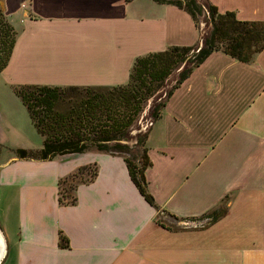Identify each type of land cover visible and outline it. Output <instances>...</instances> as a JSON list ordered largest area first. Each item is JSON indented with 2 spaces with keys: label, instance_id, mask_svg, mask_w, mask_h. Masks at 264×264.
Here are the masks:
<instances>
[{
  "label": "crops",
  "instance_id": "crops-1",
  "mask_svg": "<svg viewBox=\"0 0 264 264\" xmlns=\"http://www.w3.org/2000/svg\"><path fill=\"white\" fill-rule=\"evenodd\" d=\"M210 1L240 20L264 21V0ZM0 6L18 31L0 71L10 86L125 84L138 56L199 39L186 11L153 0ZM150 124L161 143L148 148L146 187L159 209L184 219L175 229L156 222L120 155L8 157L0 163V264H264V49L250 62L212 52ZM90 164L96 175L77 184L75 202H59V179ZM223 201L227 212L214 223L191 221Z\"/></svg>",
  "mask_w": 264,
  "mask_h": 264
},
{
  "label": "trees",
  "instance_id": "trees-1",
  "mask_svg": "<svg viewBox=\"0 0 264 264\" xmlns=\"http://www.w3.org/2000/svg\"><path fill=\"white\" fill-rule=\"evenodd\" d=\"M186 11L199 30L197 43L190 46L172 45L138 56L125 84L114 86H52L15 84V94L26 107L30 120L43 137L42 147L36 151L18 149L20 158L46 159L89 151L120 155L125 161L130 180L144 199L158 211L156 222L175 229L161 220L167 215L174 221H183L159 209L146 187L145 170L151 162L146 145L152 124L141 129L137 118L146 110L145 117L153 123L162 115L169 97L212 52L222 51L242 62H250L264 49V21L240 20L234 11L219 12L210 0H153ZM204 23V29L200 28ZM18 31L8 21L0 6V71L10 59ZM174 74L170 83L169 77ZM66 97L73 99L70 110L58 112L55 106ZM133 142V143H132ZM81 166L79 170L86 169ZM69 175V174H68ZM58 181V200L72 204L76 198L62 199ZM74 175V174H73ZM96 175L94 165L91 181ZM77 185H75L76 187ZM71 187H69L70 189ZM227 212L226 201L191 221L196 226L214 223ZM60 245H67L64 236Z\"/></svg>",
  "mask_w": 264,
  "mask_h": 264
},
{
  "label": "rangeland",
  "instance_id": "rangeland-1",
  "mask_svg": "<svg viewBox=\"0 0 264 264\" xmlns=\"http://www.w3.org/2000/svg\"><path fill=\"white\" fill-rule=\"evenodd\" d=\"M9 21V20H8ZM15 28V27H14ZM200 28L204 29V23L200 22ZM16 29V28H15ZM17 30V29H16ZM174 74L167 80L170 83V79H173ZM73 99L66 97L60 100L55 106V110L58 112H67L70 110L71 102ZM146 110L140 114L137 118V123L141 129L144 130L150 125V120L145 117ZM0 163L5 161L8 157L19 158L17 154L18 149H25L29 151H36L42 147V136L37 132L36 128L32 124L26 107L22 104L20 98L15 94L12 89V85L3 84L2 77L0 75ZM159 125L152 129L147 138L146 145L150 149H154L159 143H161V135L159 131ZM158 128V129H157ZM133 143V142H132ZM56 158V157H55ZM33 159V158H25ZM87 168L82 170H75L68 175L66 182L61 183V193H68L62 199H70L74 194L75 185L80 182L86 181L91 177L94 164L85 165ZM74 174V175H73ZM69 187H71L69 189ZM172 219V218H170ZM174 228H176V222ZM197 224H195L196 226Z\"/></svg>",
  "mask_w": 264,
  "mask_h": 264
},
{
  "label": "water",
  "instance_id": "water-1",
  "mask_svg": "<svg viewBox=\"0 0 264 264\" xmlns=\"http://www.w3.org/2000/svg\"><path fill=\"white\" fill-rule=\"evenodd\" d=\"M5 254H6V241H5V237L2 233V230L0 228V263L4 259Z\"/></svg>",
  "mask_w": 264,
  "mask_h": 264
}]
</instances>
